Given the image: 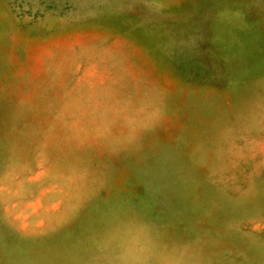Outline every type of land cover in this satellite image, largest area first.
<instances>
[{"label": "rangeland", "instance_id": "obj_1", "mask_svg": "<svg viewBox=\"0 0 264 264\" xmlns=\"http://www.w3.org/2000/svg\"><path fill=\"white\" fill-rule=\"evenodd\" d=\"M0 264H264V0H0Z\"/></svg>", "mask_w": 264, "mask_h": 264}]
</instances>
